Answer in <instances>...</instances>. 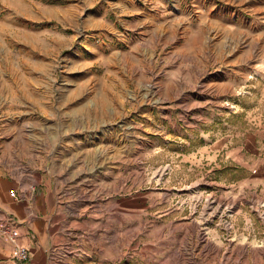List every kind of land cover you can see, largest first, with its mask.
<instances>
[{
  "label": "rangeland",
  "instance_id": "374dc122",
  "mask_svg": "<svg viewBox=\"0 0 264 264\" xmlns=\"http://www.w3.org/2000/svg\"><path fill=\"white\" fill-rule=\"evenodd\" d=\"M114 10L110 0H0L3 150L9 155L12 136L29 133L43 148L37 143L23 159L50 158L48 150L58 157L62 131L76 124L97 127L100 161L122 163L110 192L87 197L99 208L92 226L70 231L53 264H219L217 251L206 257L205 244L214 241L264 250L262 185H242L251 171L231 166L225 179L200 168L189 180L183 159L202 132L173 134L174 125L195 123L208 129L204 134L233 135L229 146L257 135L258 155L264 151V37L257 38L258 51L249 45L238 53L243 76L224 85L208 79L224 67L221 53H199V66H190L187 21L164 19L156 52L146 67L132 70L116 63L124 57L126 23ZM141 105L150 112L137 113ZM162 192L185 216L182 227L162 229L161 215L170 210L157 203Z\"/></svg>",
  "mask_w": 264,
  "mask_h": 264
},
{
  "label": "crops",
  "instance_id": "0c3cea01",
  "mask_svg": "<svg viewBox=\"0 0 264 264\" xmlns=\"http://www.w3.org/2000/svg\"><path fill=\"white\" fill-rule=\"evenodd\" d=\"M110 1L116 8V21H123L124 17L126 23H123L122 39L124 57L121 59L115 55L119 67L122 66L120 63L132 70L146 67L149 56L152 57L157 50L160 21L180 19L187 21L185 33L189 42L186 56L193 61L189 65L199 66V53L203 54L202 58L205 52L221 53L224 67L220 69V74H208V79L211 75L220 84H234L243 76V67L239 64L243 61V54L238 53L246 52L249 45L258 51L257 38L264 37V0ZM172 5L178 6L180 11L173 12ZM213 36L216 40L210 42ZM243 37L248 38L246 43ZM190 44L193 46L189 48ZM260 50L264 51V47ZM136 108L137 113L142 115L150 112L143 105ZM183 125L173 126L174 136L192 135L198 128L202 132L198 140L191 141L192 148H189L192 150L183 159L188 162L184 163V167L191 171L189 180H197L196 173L200 172V168L216 171L218 179H225L228 166L245 169L251 174L240 180L242 185L248 182L250 185L261 184L264 198V151L258 155L259 146L255 143L258 142L257 135L255 141L244 139L240 144L238 140V144L229 146L234 140L233 135H217L210 131L204 134L208 129H201V125ZM89 128L76 124L66 127L62 131L64 138L59 141L63 150L58 157L48 150L46 154L50 158H39L38 161L22 158L25 151L32 146L35 148L37 143L40 144L38 148H43V142L33 134L17 132L12 136L9 155L3 150L5 144H0V219L12 221L18 230L15 242L0 238V264H53L60 246L69 242L70 231L92 226L91 214L99 208L87 197L98 195L101 189L112 190L121 162L118 159L114 161V157L100 161L98 129ZM196 143L198 145L195 147ZM11 191L16 196H10ZM164 197L162 192L157 203L168 205L170 210L161 215V221H166L162 223V229L173 223L177 228L182 227L185 216L180 210L171 208L167 204L169 199L165 201ZM233 205H236V201ZM72 212L74 216H71ZM87 213L90 214L87 218L81 217ZM183 236L188 239L187 232ZM16 245L28 249V260H14ZM205 249L206 257L214 251L221 255L219 264H264V250L260 247L237 243L225 247L214 241L207 242Z\"/></svg>",
  "mask_w": 264,
  "mask_h": 264
},
{
  "label": "built area",
  "instance_id": "2783aa9c",
  "mask_svg": "<svg viewBox=\"0 0 264 264\" xmlns=\"http://www.w3.org/2000/svg\"><path fill=\"white\" fill-rule=\"evenodd\" d=\"M165 169L166 167H163L161 169V173L165 171ZM10 196H16L14 191L10 192ZM16 199L18 198L16 197ZM17 236H18V230L16 225L10 220L4 221L0 219V238L15 242ZM13 258L16 261L28 260L29 258L28 249L21 245H16L13 253Z\"/></svg>",
  "mask_w": 264,
  "mask_h": 264
}]
</instances>
